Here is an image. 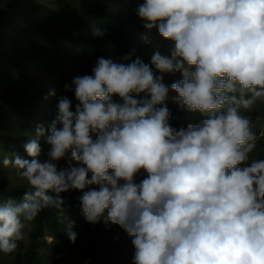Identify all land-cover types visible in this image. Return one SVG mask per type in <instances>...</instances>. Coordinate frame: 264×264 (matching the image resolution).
Listing matches in <instances>:
<instances>
[{
    "label": "clouds",
    "instance_id": "1",
    "mask_svg": "<svg viewBox=\"0 0 264 264\" xmlns=\"http://www.w3.org/2000/svg\"><path fill=\"white\" fill-rule=\"evenodd\" d=\"M137 15L174 47L155 51L150 65L98 58L92 75L71 82L74 111L62 96L54 120L37 126L25 145L31 159L3 156L28 190L0 202V252H13L26 223L76 190L88 223L132 238L133 264H264V159L253 156L263 135L251 123L264 108V0H144ZM153 68L181 74L175 102L199 124L170 126L169 88ZM41 138L51 146L43 162ZM73 227L65 231L75 243Z\"/></svg>",
    "mask_w": 264,
    "mask_h": 264
},
{
    "label": "trees",
    "instance_id": "2",
    "mask_svg": "<svg viewBox=\"0 0 264 264\" xmlns=\"http://www.w3.org/2000/svg\"><path fill=\"white\" fill-rule=\"evenodd\" d=\"M143 2L144 0H0V161L4 155L17 156L35 136L37 126H47L54 120L59 94L62 95L63 91L67 94L68 91L65 88L60 90L57 78L52 82L49 78L53 74L60 75V69L66 67L69 60L73 72L70 75L71 83L78 75H92V69L101 57L127 64L130 61L125 58L131 56L132 60L139 58L150 65L161 42H171L160 37L157 29L148 30L144 27L137 15L138 6ZM21 21L25 28H22V37ZM93 25L99 28L102 36L93 35ZM66 31L76 36L78 34L80 39L85 37L90 40V48L96 55L92 62L85 64L81 59L75 62L69 57L64 43V38L68 37ZM12 32L16 33V38L12 36ZM12 39L23 41L22 47L17 44L12 51L9 44ZM161 54L168 55L169 51ZM47 57H50L49 61H45ZM79 67L81 68L78 69ZM33 68L39 72L33 73ZM153 71L156 76H163L162 83L169 88L164 104L171 114L170 126L179 130L186 129L189 124H199L203 117L180 108L175 102L177 94L171 90V84L179 81L181 74H162L154 68ZM145 95L142 93L139 97L143 99ZM65 96L72 101L74 111L77 101L73 91ZM50 105L54 108L52 113L48 112ZM160 106L164 105L158 107ZM243 113L241 109V114ZM255 114L257 113L253 117L257 116ZM96 138L93 135V140ZM39 142H43L45 148L51 150L46 139L41 138ZM257 149L258 152L253 153V156L264 159V136L258 141ZM66 166V160L57 162L58 169ZM1 167L2 163L0 202L8 199L20 202L24 192L28 190L27 183L11 184L12 178H18L17 169L9 177ZM90 177L91 174L88 178ZM146 177L147 173L141 170L135 179L139 183ZM88 190L86 188L84 191ZM60 195L62 205L42 210L32 221L25 246L23 241H18L17 248L11 253H5V257L0 252V261L4 259L6 264H52L56 259L57 249L43 252V236L49 233L54 243L60 241V244L65 245L67 238L64 226L70 218L74 221V227L82 226L80 229L86 232L82 264H124L117 261V255L125 243L132 242V238L118 225L105 226L101 221L89 226L82 213L83 192L70 190ZM61 213L64 214L60 215Z\"/></svg>",
    "mask_w": 264,
    "mask_h": 264
},
{
    "label": "rangeland",
    "instance_id": "3",
    "mask_svg": "<svg viewBox=\"0 0 264 264\" xmlns=\"http://www.w3.org/2000/svg\"><path fill=\"white\" fill-rule=\"evenodd\" d=\"M21 27V31H20V36H23V31L22 28L24 27V23L20 24ZM25 28H23L24 30ZM68 37L64 38V43L67 47V54L69 55V57L73 58L75 60V62H77L79 59L83 60L85 62V64L92 62L95 58V53L94 51L90 48V40L82 37V39L79 38V35L77 34H71L69 31H66ZM12 36L14 38H16V33L12 32ZM23 41H16L15 39L10 40L9 44H10V48L12 51H14L16 49V45L19 44V47H22L23 45ZM62 43V40H60L59 44ZM58 44V43H57ZM58 44V45H59ZM174 43L170 42V43H166L165 41L161 42L160 47L158 48V50L161 53H166V51H168L170 48L174 47L173 46ZM152 50H150L151 52ZM50 57H47L45 59V61H49ZM81 67H79L78 69H80ZM61 70V74L58 75H52L50 76L49 80L52 82L55 78H57V82L60 84V90L62 91L65 88V85L71 86L70 83V75L73 73L72 72V66H71V62L70 60L67 63L66 67H63L60 69ZM33 73L35 72H39L38 70H36L35 68H33L32 70ZM71 92V88L68 90L67 94ZM62 95H67L65 94L66 92L63 91L61 92ZM61 94H59V97H62ZM114 102H122L120 100V98L118 96H114ZM137 99H141V97H135ZM54 111V108L52 107V105H50L48 107V112L52 113ZM253 113H257L255 115H258V119L257 116H255L252 119V125L255 131H258V134H260V132L262 131L261 135L264 136V119H263V115L264 114V108L263 107H257ZM247 118H249V116H247ZM21 145H23L22 141H19ZM40 144V149H41V153L39 156V159L41 162L45 161L48 159V153L50 152L49 150H47L45 148V145L43 142H39ZM20 158L22 159H31L25 149H21L18 153V155ZM244 166V165H243ZM2 170H4L9 177L12 176L13 171L15 170V168L9 166V167H4L2 165ZM15 172V171H14ZM13 183L11 184H17V183H24L25 181L21 180L19 177L18 178H12L11 179ZM64 213H61L60 215H62ZM70 220V218H68ZM71 221H73L71 219ZM74 222V221H73ZM68 224V223H67ZM66 224V226H67ZM89 226H91L90 223H88ZM66 226H64V229H66ZM32 227V222H28L25 225V228L23 229V233H24V239L21 240L23 241V244L25 246V243L27 242L25 239L27 238L28 232ZM82 226L79 227H74L72 230L77 234V239L75 241V243H72L69 238L68 235L65 231V236L67 238V242L65 245L60 244L61 242L58 241L57 243H54L53 238L50 236L49 233H45L43 238L45 239V246L43 247V252H52L55 248L57 249V254H56V259L52 264H82L83 263V251L85 249V236H86V232L81 230ZM134 253H135V249L134 246L132 244V242H128L125 243V245L122 247V250L120 251L119 255H117V258L119 257V259H117V261L119 262H123L124 264H133V259H134ZM3 257H5V253L3 254ZM0 264H6V261L3 259L0 261Z\"/></svg>",
    "mask_w": 264,
    "mask_h": 264
}]
</instances>
